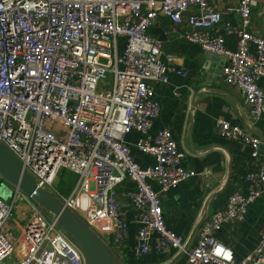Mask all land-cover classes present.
<instances>
[{"label": "built area", "instance_id": "obj_1", "mask_svg": "<svg viewBox=\"0 0 264 264\" xmlns=\"http://www.w3.org/2000/svg\"><path fill=\"white\" fill-rule=\"evenodd\" d=\"M218 0H0V144L102 242L117 264L127 240L117 189L138 225L133 253L180 252L185 240L165 226L159 192L176 188L208 168L183 165L170 128L151 129L160 112L155 88L169 84L162 43L149 30L165 19L177 39L197 44L223 61L227 86L241 92L249 117L264 113V37L253 33L251 0H237L238 25L222 24ZM236 36V48L225 36ZM252 47V50H250ZM153 164L141 167L125 137ZM218 135L249 147L254 166L225 202L201 224L183 264H264V223L243 258L215 236L225 223H241L264 199V148L247 128L216 120ZM65 169L77 180L68 194L57 188ZM1 187L6 190L3 195ZM156 236L154 242L152 237ZM86 264L79 247L53 214L0 175V264Z\"/></svg>", "mask_w": 264, "mask_h": 264}, {"label": "crops", "instance_id": "obj_2", "mask_svg": "<svg viewBox=\"0 0 264 264\" xmlns=\"http://www.w3.org/2000/svg\"><path fill=\"white\" fill-rule=\"evenodd\" d=\"M237 4V0L215 2V8L222 15V24L238 25V16L233 10ZM251 6L250 30L264 37V0H251ZM169 26L165 19L154 26L164 31L172 43L173 52L166 54L162 51L161 58L166 65L184 70L186 75L171 73L169 84L155 88L160 112L153 123L151 134L165 127L170 128L179 150L186 154L183 165L192 170L208 168L211 173L193 176L166 192H161L155 182L149 181V184L155 192H159L166 228L186 242L208 198L207 218L223 205L233 186L237 184L244 189L243 176L254 166L250 148L218 135L215 131L216 120L223 118L233 126L247 128L251 135L262 142L264 148V113L259 119L252 120L239 89L225 85L221 58L203 52L197 44L175 38ZM152 35L159 38L158 34ZM225 45L234 50L236 36L226 35ZM259 86L264 91V79L259 81ZM138 138L139 134L135 131L125 137L131 154L141 167L152 165L153 158L139 153L135 148L134 143ZM229 157L232 162L230 181L223 191L212 196L224 183ZM134 187L133 183L125 181L117 189L128 235L120 258L124 264H168L178 254L174 250L165 253L151 251L141 260L134 256L138 225L135 222V211L124 197V192ZM263 223L264 199H260L249 206L243 222L225 223L215 236L240 259L255 247ZM155 238L152 237V242ZM195 243L196 235L189 249ZM185 255L174 264H183Z\"/></svg>", "mask_w": 264, "mask_h": 264}, {"label": "water", "instance_id": "obj_3", "mask_svg": "<svg viewBox=\"0 0 264 264\" xmlns=\"http://www.w3.org/2000/svg\"><path fill=\"white\" fill-rule=\"evenodd\" d=\"M151 34H158V40L162 42V51L166 54L172 53V43L168 41L166 33L157 28L149 30ZM264 141V138H263ZM229 157L226 178L223 185L212 194L216 195L223 191L231 177L232 164ZM0 175L9 184L18 187L26 195L30 196L40 206L45 208L57 219L61 229L73 238L75 244L79 247L85 258L86 264H117L115 259L109 254L102 242L74 215L72 211L67 209L56 197L48 191L37 187L33 176L23 168L21 162L3 145L0 144ZM3 195L6 194L5 189H1ZM210 196V197H212ZM209 200L203 206L199 218L186 240L183 249L178 252L175 258L168 264H174L182 258L189 249L197 230L206 220L208 215Z\"/></svg>", "mask_w": 264, "mask_h": 264}, {"label": "rangeland", "instance_id": "obj_4", "mask_svg": "<svg viewBox=\"0 0 264 264\" xmlns=\"http://www.w3.org/2000/svg\"><path fill=\"white\" fill-rule=\"evenodd\" d=\"M77 180L76 175L71 174L63 169L58 177L57 188L64 194H68ZM3 189V187H1ZM73 239L71 236H69Z\"/></svg>", "mask_w": 264, "mask_h": 264}]
</instances>
